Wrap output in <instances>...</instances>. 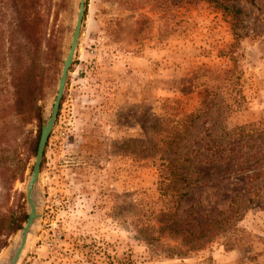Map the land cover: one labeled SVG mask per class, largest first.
Listing matches in <instances>:
<instances>
[{
  "label": "rangeland",
  "instance_id": "1",
  "mask_svg": "<svg viewBox=\"0 0 264 264\" xmlns=\"http://www.w3.org/2000/svg\"><path fill=\"white\" fill-rule=\"evenodd\" d=\"M253 1H85L34 188L40 218L17 264H264V0ZM77 7L0 0V264L27 217ZM194 112L171 138V121ZM210 142L226 160L201 150L183 165L197 183L180 187L173 219L212 231L192 247L152 228L157 166Z\"/></svg>",
  "mask_w": 264,
  "mask_h": 264
},
{
  "label": "trees",
  "instance_id": "2",
  "mask_svg": "<svg viewBox=\"0 0 264 264\" xmlns=\"http://www.w3.org/2000/svg\"><path fill=\"white\" fill-rule=\"evenodd\" d=\"M250 1L252 3L254 2L253 0ZM232 8L233 7H231V10ZM199 113L194 112L192 114L186 115L182 119L172 120L170 124H172L171 127H173V129L171 132H168L169 136L173 138L176 132L182 133L181 130L191 128V122H193L194 119L199 116ZM37 143L38 141L34 144V156L36 153ZM219 149H221V146L218 144L216 145L215 142L204 143L202 149L191 151L189 155H183L176 160H163L160 164H158L157 190L159 193L160 212L152 219L154 220V223L156 220V222H158L160 226L157 229L152 226L155 233L168 230L171 231V233H174L176 236H187L190 239L187 240L188 243L193 244L192 247H199L194 244L197 242L201 243V241H203L202 239H204L206 235H208V237L211 235L212 231H207L206 228L202 229L199 232H192L189 230V228L180 226L178 229H176L172 228V226L176 225V222L173 219L177 215V209L180 207V203L187 195V192L180 190V187L188 188L189 186H191L192 182L197 183V179H191V172L187 173L186 170L182 169L183 165L191 163L196 153L200 152L201 150H204L205 152H208L210 154V158L207 160V163L223 162L226 160V158H223L225 151L221 149L218 152ZM262 174L263 173L259 172L252 174L251 176H247L246 182L248 183L249 181L260 178ZM262 199H264V197ZM210 227L211 226H207V228L209 229ZM20 229L21 226L16 229V232Z\"/></svg>",
  "mask_w": 264,
  "mask_h": 264
},
{
  "label": "water",
  "instance_id": "3",
  "mask_svg": "<svg viewBox=\"0 0 264 264\" xmlns=\"http://www.w3.org/2000/svg\"><path fill=\"white\" fill-rule=\"evenodd\" d=\"M85 1L86 0H78L77 14L75 19V25L73 29V33L70 40V45L67 51V54L63 60V65L60 73V77L57 83L56 96L54 98L50 114L46 120V122L41 126L40 136L37 143L36 153L34 157V163L32 167V171L27 183L25 198L27 201L28 212L25 223L20 231L18 238V247L14 251L13 256L11 257L8 264H17L19 258L25 248L27 238L29 234L32 232V228L35 225L36 221L40 218V210L37 208V205L34 200V188L37 183L42 158L44 154V150L48 141V138L51 134L52 128L55 124L57 114L59 111L60 102L63 96L67 75L69 72V68L72 64L74 53L76 50L77 42L79 39V33L82 26V20L85 12Z\"/></svg>",
  "mask_w": 264,
  "mask_h": 264
},
{
  "label": "bare ground",
  "instance_id": "4",
  "mask_svg": "<svg viewBox=\"0 0 264 264\" xmlns=\"http://www.w3.org/2000/svg\"><path fill=\"white\" fill-rule=\"evenodd\" d=\"M15 250H16V249H15ZM13 254H14V252H13ZM12 256H13V255H12ZM12 256H11V257H12ZM11 257H10V258H11ZM4 263H5V262H4ZM6 263H7V262H6Z\"/></svg>",
  "mask_w": 264,
  "mask_h": 264
}]
</instances>
